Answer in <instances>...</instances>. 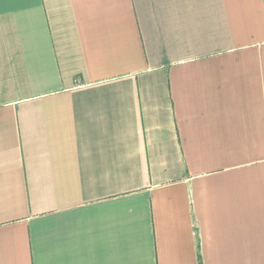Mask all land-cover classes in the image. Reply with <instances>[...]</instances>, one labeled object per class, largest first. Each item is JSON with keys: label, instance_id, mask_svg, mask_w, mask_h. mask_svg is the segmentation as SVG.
Masks as SVG:
<instances>
[{"label": "crops", "instance_id": "1", "mask_svg": "<svg viewBox=\"0 0 264 264\" xmlns=\"http://www.w3.org/2000/svg\"><path fill=\"white\" fill-rule=\"evenodd\" d=\"M264 264V0H0V264Z\"/></svg>", "mask_w": 264, "mask_h": 264}, {"label": "trees", "instance_id": "2", "mask_svg": "<svg viewBox=\"0 0 264 264\" xmlns=\"http://www.w3.org/2000/svg\"><path fill=\"white\" fill-rule=\"evenodd\" d=\"M199 264H202V263H201V260H200V255H199Z\"/></svg>", "mask_w": 264, "mask_h": 264}]
</instances>
